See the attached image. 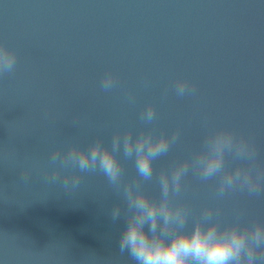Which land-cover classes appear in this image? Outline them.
Returning <instances> with one entry per match:
<instances>
[{
  "label": "water",
  "instance_id": "95a60500",
  "mask_svg": "<svg viewBox=\"0 0 264 264\" xmlns=\"http://www.w3.org/2000/svg\"><path fill=\"white\" fill-rule=\"evenodd\" d=\"M0 46L16 54L13 71L0 74V264H137L119 250L124 189L163 201V176L166 202L187 212L186 231L205 211L204 227L264 224V0H0ZM221 130L234 135L224 171L248 175L257 192L237 184L219 196L222 173L201 178L206 141ZM128 137L133 146L168 141L151 178L138 174L135 153L124 155ZM114 138L119 186L50 162L72 146L111 149ZM185 166L176 193L172 177ZM75 175L79 185L64 188ZM254 264H264V246Z\"/></svg>",
  "mask_w": 264,
  "mask_h": 264
},
{
  "label": "clouds",
  "instance_id": "9594fccd",
  "mask_svg": "<svg viewBox=\"0 0 264 264\" xmlns=\"http://www.w3.org/2000/svg\"><path fill=\"white\" fill-rule=\"evenodd\" d=\"M16 64V54L7 47L0 46V74L13 71ZM114 85V77L105 75L102 87L110 90ZM189 90L187 82H177V94L183 96ZM155 116L153 107L148 106L142 114V119L150 122ZM234 135L227 130L217 131L206 141L207 152L199 163L200 176L208 180L221 174L217 194L223 196L226 190L240 184L247 186L249 192H257L258 185L253 183L248 175L239 170L234 174L224 171L225 148L231 149ZM120 148L119 138H114L112 148L103 146L99 141L88 149L72 146L61 156L57 150L51 154V163L57 161L60 166L71 164L80 172L100 171L108 181L119 186L122 167L116 152ZM169 143L165 139L152 143L150 139L140 138L133 146L131 138L123 140V153L132 157L135 153V166L138 174L149 179L153 174V160L166 153ZM247 151L246 145H241L237 155ZM188 168L178 170L172 177L173 190L180 191V179ZM50 179L55 182L60 179L58 169H54ZM81 177L65 176L63 187L76 188ZM160 184L165 199L156 201L150 198L138 187L126 186L124 194L127 200L129 214L119 238V250L127 251L137 264H254L257 259V249L264 246V224H256L253 228H240L238 225L226 226L221 229L217 223L203 226L204 221L211 219V211L203 213V220H197L191 231L184 230L187 212L182 208L173 210L166 202L169 192V180L161 177ZM120 218L119 207L113 208L111 219L116 222Z\"/></svg>",
  "mask_w": 264,
  "mask_h": 264
}]
</instances>
